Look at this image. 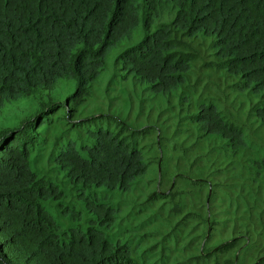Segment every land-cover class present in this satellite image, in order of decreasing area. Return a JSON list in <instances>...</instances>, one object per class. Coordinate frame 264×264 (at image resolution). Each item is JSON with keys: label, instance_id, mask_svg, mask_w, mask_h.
<instances>
[{"label": "trees", "instance_id": "trees-1", "mask_svg": "<svg viewBox=\"0 0 264 264\" xmlns=\"http://www.w3.org/2000/svg\"><path fill=\"white\" fill-rule=\"evenodd\" d=\"M108 65L121 91L197 95L187 137L100 126L49 147ZM23 98L0 124V264H264V0H0V114ZM160 157L173 192L133 199Z\"/></svg>", "mask_w": 264, "mask_h": 264}, {"label": "rangeland", "instance_id": "rangeland-1", "mask_svg": "<svg viewBox=\"0 0 264 264\" xmlns=\"http://www.w3.org/2000/svg\"><path fill=\"white\" fill-rule=\"evenodd\" d=\"M140 36L141 33L138 31L136 37L140 38ZM110 62L111 60L109 63ZM112 73V66L108 65L101 79L93 85L91 96L86 102L79 103L76 110H74L73 106H67L63 101L68 108L62 105L66 108V114L67 112H71L70 110L76 113L74 112L70 116L63 114L61 117L62 120L56 121L49 126L45 135L49 147L59 137H64L65 139L69 138L75 141L85 138L87 129H95L100 126L103 129L110 127L117 131V134L119 133L120 136L126 133L128 137L131 136V139H134L137 144L139 143L141 145L140 147L148 146L152 143L154 139L152 135L155 129L163 132L165 134L163 136H167L165 140L170 141V143H172L174 139H185L187 134L191 132V129H189L185 121L189 115L190 106L193 103L192 101L196 100L197 95L193 94V100H188L186 102H181L179 97L171 100H154L148 92L143 93L141 86L125 84V86L122 85L123 91H121V87L118 86V84H110ZM61 86L62 87L54 90L52 93L62 100H64L67 94H72L75 90L74 83ZM118 95L121 100H126L127 102L123 104L118 100L115 101L114 99L117 98ZM28 99L29 98H23L19 102L14 103L13 108L4 110L0 114V124L2 123V125L5 126H18L20 117L23 120L25 113L29 109V107L25 109L26 102H30ZM49 99L48 93H43V95L36 98L34 102L37 104L36 107H38L39 103L48 102ZM74 124H80V126L72 128ZM178 128L181 129V134L175 137L174 132ZM67 131L69 132L66 133ZM167 145H169L171 151H173L171 145L166 143V146ZM162 151H164V149L161 146L159 149V152H161L160 155H162ZM161 159L162 157H160L157 167L156 165L149 167L147 176L141 182L142 187L139 192L133 195V199H137L139 196L141 197V192L151 180L155 181L156 192L164 195L162 199L173 192V187L168 184H164L163 187L159 186L160 181H165V164L167 162L163 158V163H161ZM170 163L172 164L173 161ZM174 170L175 168H172L167 172H174ZM155 171V179L150 178V176H154ZM160 172H162V176ZM126 199L127 196L122 198L123 201H126ZM156 205L158 206V203ZM190 219L192 220V218ZM213 227L214 226L211 225L208 227V233L205 235V242H212L214 240V238L210 236L214 235L211 230ZM151 229H154V227L145 229V231ZM230 239L231 238L225 237L223 241ZM200 241H202V239L197 242ZM233 250L234 248H230V251Z\"/></svg>", "mask_w": 264, "mask_h": 264}]
</instances>
